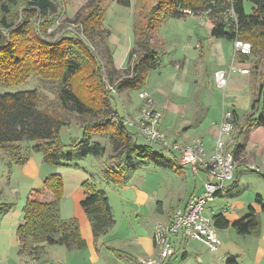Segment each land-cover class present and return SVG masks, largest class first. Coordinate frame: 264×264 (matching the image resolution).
Here are the masks:
<instances>
[{"label": "crops", "instance_id": "0c3cea01", "mask_svg": "<svg viewBox=\"0 0 264 264\" xmlns=\"http://www.w3.org/2000/svg\"><path fill=\"white\" fill-rule=\"evenodd\" d=\"M147 2L149 1H130V4H133L132 15L129 10L131 6L121 9L113 6L111 8L116 13L110 16H106L104 12L102 26L107 27L110 32L113 31L112 17L118 15L121 16L119 21L121 29H124L126 34L124 41H111L110 37L107 41L109 56L114 67L113 73L116 76H121L127 68L129 53L134 48L135 42L134 21ZM211 30L212 25L201 22L198 17L184 16L180 19L165 20L150 39L151 48L159 54L160 64L157 69L148 73L142 90L152 94L153 108L163 113L159 129L167 140L181 146L201 140L205 153L209 156L214 151L222 113L230 110L234 113L237 131L234 145L243 148L235 159L238 164L234 180L226 183L224 192L217 195L204 212V216L210 218L212 211L214 216H219L229 224L227 228L216 227L221 242L220 247L214 253H210L197 241H181L179 238H173L172 244L175 254L177 250L183 251L182 260L193 253L197 264H264V189L253 188L252 183L244 178L249 171L264 177L260 172L251 169L258 167L264 173V127L253 129L246 135L240 133L245 119L251 114L254 117L258 115L260 106H257V111L252 112L250 109L256 98L257 83L253 82L250 74L228 73L229 65L246 67L249 65L247 60L240 61L239 57L234 56L232 42L211 37ZM118 57H120L119 62ZM218 73H223L226 79L224 87L216 82ZM113 93L109 98L110 106L121 118L125 114L133 115L138 111L139 104L134 107L130 103V98L126 96L130 92L115 94L113 91ZM117 100L121 101V114L117 110ZM68 127L60 129V136L63 133L70 135ZM79 130L81 131V128ZM126 131L133 135L132 139L138 145H147L144 139L136 135L134 129L126 127ZM70 137L71 141L80 139L74 135ZM139 138L145 143L140 144ZM92 142L105 149L103 156L75 158L69 165L50 167L43 162L41 154H35L38 155L41 165L38 170L39 176L36 177L33 188L25 197L26 200L32 191L41 190L43 180L47 176L59 175L64 186L63 198L59 205L60 218L64 221L77 219L81 238L86 244L85 249L67 251L60 246L45 247V256L38 261L18 254L19 241L15 230L23 223L22 211L18 208L0 217V241L11 242V245L17 248L18 258L12 257L17 264H43V262L112 264V256L106 257L105 252L114 254L127 264H140L141 259L155 254L152 241L155 225L170 222L175 210L181 209L191 197L202 192V187L197 185L196 178L200 176L203 183L205 174L201 170L194 171L189 166L182 165L178 153L166 155L162 153L163 157L174 161L173 170L161 169L152 164H140L126 175V180L122 184L116 185L104 176V171L115 165V161L110 158L112 153L108 136H95ZM21 152L24 151L20 149V154ZM32 153L30 150L25 155L27 161ZM73 154L77 156V152ZM238 166L244 170L238 171ZM42 170L43 175L40 174ZM98 172L102 174L101 177ZM163 172H168L170 175H163ZM84 182L106 193L115 221L109 232L100 237L96 243L90 223L79 208V203L84 198L82 188ZM113 188H117L116 204L109 200L110 194L114 192ZM256 198H260V201L256 202ZM217 199L222 203L219 204ZM70 205L74 207L71 208ZM251 212L258 222V227L248 235H237L230 225L249 216ZM214 216L211 217L213 224ZM138 219L141 222L146 221L145 224H139ZM195 242L200 244V248L204 249L203 252L198 247L194 252L189 250L191 243ZM8 249L11 252V246ZM6 255L7 263L11 257L7 252ZM169 260L164 264H168Z\"/></svg>", "mask_w": 264, "mask_h": 264}, {"label": "trees", "instance_id": "16d2710c", "mask_svg": "<svg viewBox=\"0 0 264 264\" xmlns=\"http://www.w3.org/2000/svg\"><path fill=\"white\" fill-rule=\"evenodd\" d=\"M112 1L125 8L131 6L129 0ZM153 1L147 2L140 11V14L147 13V17L143 15L140 21L136 15L139 23L134 25V48L129 53L128 70L115 80L117 92L142 90L148 73L158 68L159 54L151 48L150 39L165 20L180 19L185 16L183 11H202L208 3V0ZM91 3L89 13L76 20L81 22L83 39L62 35L53 41H45L43 37L49 26L48 16L54 11L52 0H0V89L18 86L33 75L42 81L59 82L62 88L58 92L57 104L64 112L78 116L82 131L80 139L71 141L67 146L71 151L67 152L61 141L60 129L69 126V123L55 111L39 108L36 90L0 93V151L8 152L17 164H24L27 158L19 155V144L29 143L31 152L41 154L45 164L58 167L71 164L75 158L103 156L105 149L93 143L92 139L107 135L112 153L110 158L115 161L114 166L104 171L110 182L122 184L126 175L140 164L173 170L174 161L163 157L161 150L154 151L149 144L138 145L132 139L133 135L122 125L121 117L110 106V94L105 91L102 80L105 78V82H109L114 67L108 51L103 46L100 48L99 39L106 34L101 29L104 11L101 0H92ZM245 3L251 6L250 14L245 10ZM233 8L238 16L237 32L233 33L216 21L210 35L230 42L238 38L250 43L251 54L240 56V61L255 55L253 70L263 69L257 82L256 98L250 107L253 112L260 106L258 115H249L240 128V133L246 135L253 129L264 127V0H233ZM20 9L28 16H35L36 20H43V35L31 21L16 23ZM140 24L142 29L138 28ZM97 48L100 53L94 51ZM232 115L234 117L233 112ZM242 149L233 146L234 159ZM82 188L84 198L79 208L90 223L96 243L114 226V217L103 190L88 182H84ZM63 192L62 178L52 174L43 180L41 190L28 194L22 208L23 223L15 230L19 254L38 261L44 258L45 247L60 246L67 251L85 249L77 219L64 221L60 218L59 205ZM259 201L260 198H256V202ZM13 206L0 203V217L9 213ZM213 220L214 226L219 229L229 226L219 216H214ZM230 227L237 235H248L258 227V222L252 213Z\"/></svg>", "mask_w": 264, "mask_h": 264}, {"label": "built area", "instance_id": "2783aa9c", "mask_svg": "<svg viewBox=\"0 0 264 264\" xmlns=\"http://www.w3.org/2000/svg\"><path fill=\"white\" fill-rule=\"evenodd\" d=\"M183 14L196 16L201 22L210 25L216 21L221 22L233 33L238 30V16L233 8V0H208L204 10L193 13L183 11ZM57 27L60 26L57 25ZM59 34V37L71 34L75 38H82L79 24L77 27L73 24L67 25L65 29L59 31ZM232 45L234 56H249L251 54L252 47L246 41L236 38L232 41ZM228 73L249 75L250 69L246 66L229 65ZM216 82L221 87L226 85L223 73L216 74ZM113 87L107 86V89L114 91ZM137 96L140 101L137 113L134 115L125 114L121 118L122 125L125 128L134 129L138 137L144 139L147 144L158 147L162 153H178L182 165L189 166L194 171L201 170L206 175L202 192L199 195L191 197L181 209L175 210L170 222L155 225L152 235L155 256L141 259L140 264H164L167 262L175 254L173 238H179L181 241H197L208 252L214 253L221 244L217 229L211 220L214 213L210 211L211 217L209 218L204 216V212L217 195L224 192L226 183H231L234 180L237 163L232 154V147L235 143V123L232 111L227 110L222 113L214 151L208 156L201 140H195L185 146L169 142L159 129L163 113L153 108L152 94L146 90H140ZM251 169L262 173L258 167Z\"/></svg>", "mask_w": 264, "mask_h": 264}, {"label": "rangeland", "instance_id": "374dc122", "mask_svg": "<svg viewBox=\"0 0 264 264\" xmlns=\"http://www.w3.org/2000/svg\"><path fill=\"white\" fill-rule=\"evenodd\" d=\"M129 1H134V0H129ZM145 1H149L152 2L153 0H145ZM53 5H54V13L50 14V21H49V26L47 27L46 30V34L43 37L45 41H53L54 39L58 38L60 36L59 31H61L62 29H65L67 25H74L75 27L78 26V24L80 25L81 22H76V20L81 16V15H87V13H89L90 11V5H92V0H52ZM154 2V1H153ZM102 5H103V11L106 13V16H110L112 15V13H116L114 10H112L111 7L115 6L116 9H121L122 6H118L115 4V2H113L112 0H102ZM132 3H131V7L129 8L130 10V15L133 14V7H132ZM144 8V5L142 6ZM124 9V8H122ZM245 10L248 14H250L251 12V6L249 3H245ZM21 11V12H20ZM19 14H18V19L16 20L17 22L20 21H31L32 24H34L35 29L40 32V34H44L42 33V31H44V23L43 20H36L35 16L33 15H27L24 14L22 12V9H20ZM75 12V13H74ZM143 15H146L147 17V13L144 14L142 12V14H140V12L138 13L139 16V20L142 21L143 20ZM135 18L134 21V25L135 23H139L137 17ZM104 17V15H103ZM119 21H121V16L118 15H114V17H112V21L111 24L113 26V31H108V29H106L107 27L102 26L101 24V28L103 29V31L106 34L101 35V45L100 48L102 49L101 46H103V48H105L108 51V45H107V41L110 37L111 41H117V40H122L124 41L126 38V34L124 29H121L120 23ZM58 23V24H57ZM103 23V20H102ZM144 24V23H143ZM57 25H59L60 27L58 28ZM139 29H142V24H140V26L138 27ZM50 29V30H49ZM49 30V34L48 31ZM109 34V35H108ZM71 35V34H69ZM131 35V34H130ZM83 39V38H81ZM100 49L97 48L96 52H98ZM100 53V51L98 52ZM99 59L100 62L103 64L104 61L101 58V56L99 55ZM118 62L120 57L117 58ZM247 63L249 65V69H250V76L253 80L254 83L259 82L260 80V76L263 73V69L259 68L258 70H253L254 67V62L256 61V56L251 55L250 57L247 58ZM128 66V64H127ZM126 70H128L127 68H125V70L122 72V75H124L126 72ZM119 75H113L110 76L109 82L106 81L105 82V78H103L102 83L105 87V91L107 93L110 94V98L112 97L113 90L110 91L109 89L106 88V84L107 86L110 88L111 86H115V80L119 79L118 78ZM109 83V84H108ZM113 83V84H111ZM111 85V86H109ZM62 88V85L59 82H47V81H42L40 78H38L37 76L33 75L30 76L28 78V80L18 86H12L8 89H0V93H19V92H26V91H32V90H36L38 92L39 95V108L41 109H46V110H50V111H55V113H57L59 116H61L62 119L66 120L69 123V130L70 132L68 134H70L72 137L74 136H78L79 138L81 137V131L79 130L80 128V120L78 118L77 115L72 114V113H67L64 112L63 110H61L58 106L57 103L58 102V92L59 90ZM114 88V92L115 94L117 93L115 87ZM130 93H128L126 96L130 98V103H132V105L138 106V104H140L139 102V98L137 96L138 91H128ZM116 103H118V111L121 114L122 113V107H121V101L117 100ZM137 113V112H136ZM134 113V114H136ZM133 114V115H134ZM67 128V129H68ZM79 130V131H78ZM73 134V135H72ZM237 134L236 131V127H235V133H234V138L235 135ZM70 135H66L65 133H63V135L61 136V141L62 143L66 146V151L67 152H71L70 149L67 147L69 144H71V137ZM138 142L140 144H144L145 142L139 138ZM31 144L29 143H20L19 146L21 147V149L24 152H21V154L19 153L20 156H24L27 155V152H30V146ZM152 149L156 150L158 149L156 146H152ZM166 155V153L164 154ZM12 158H10L9 153L6 151H0V203H7V204H13V209L10 212H14L16 211L18 208H21L20 211H22V207H23V203L25 201V197L27 195L28 192H30V190L33 188V183L34 180H36V177L39 176V167H41L40 165V160L38 158V155H35V153L30 154V157L28 159V161H26L24 164H17L15 161H11ZM14 160V159H13ZM235 162L237 163V161L235 160ZM240 163V162H239ZM242 163V162H241ZM238 164V163H237ZM51 167V166H50ZM238 171H243L244 168H242L241 166H238ZM100 174L101 177V173L98 172ZM163 175H170L168 172H163ZM200 173V172H199ZM204 173V172H203ZM41 175H43V170L40 173ZM205 174V173H204ZM262 174V173H261ZM264 176V175H263ZM189 178L191 177L190 175L188 176ZM247 181L252 183V187L254 188H259L262 187L264 189V177H259L258 175H256L255 173L252 172H248L246 174V176L244 177ZM206 180V175L204 176V181L203 183L201 182V177L198 176L196 178V182L197 185H200L203 188V184ZM199 186V187H200ZM113 193L110 194L109 200L111 202H113L114 204H116V197L115 196V191H117V188H113ZM217 202L220 204L222 203V201L217 199ZM69 207V205L67 206ZM71 208H73V205H70ZM9 212V213H10ZM139 224H145L146 221H139V219L137 220ZM11 246V252L10 249H8ZM194 246V248H193ZM201 247L199 243H191L189 250L194 252V250L196 251ZM56 249V248H55ZM201 252H203V248H200ZM19 251V248H18ZM6 252L9 254V256L11 258H9L8 262L6 263ZM155 252V250H154ZM19 254V253H18ZM154 254V253H153ZM182 254L183 251H176V254L173 258H171L169 260L168 264H197L195 261V255L189 254L188 258L185 260H182ZM106 257H111L112 256V260L113 263L112 264H127L125 261L119 260L114 254V256L112 254H109L107 252H105ZM155 256V254L153 256H150L148 258L145 259H149V258H153ZM14 258H18L17 255V248L15 249V247L13 245H11L10 243L4 242V241H0V264H17L13 259ZM44 261V260H43ZM42 261V262H43ZM53 262V261H52ZM55 262V261H54ZM53 262V263H54ZM120 262V263H119ZM43 264H46L45 262H43ZM56 264V263H54ZM206 264V263H205Z\"/></svg>", "mask_w": 264, "mask_h": 264}]
</instances>
